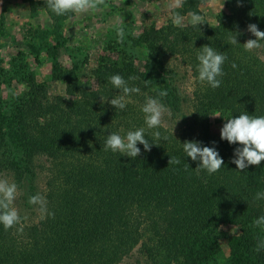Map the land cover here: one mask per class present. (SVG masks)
I'll return each mask as SVG.
<instances>
[{"label": "trees", "instance_id": "16d2710c", "mask_svg": "<svg viewBox=\"0 0 264 264\" xmlns=\"http://www.w3.org/2000/svg\"><path fill=\"white\" fill-rule=\"evenodd\" d=\"M197 1L183 0L178 11L199 14ZM224 1L215 26L146 29L151 67L101 57L88 81L57 67L53 79L64 83L62 95L28 81L12 115H0V178L16 183L12 206L21 216L10 229L0 224V264H122L136 253L138 264H264V249L256 251L264 228L254 224L264 216V199L255 198L264 192V161L238 170L232 160L242 145L211 130L242 112L264 116V40L251 52L243 46L255 39L249 24L264 31V0ZM42 4L54 21L63 19ZM230 35L237 44L228 43ZM206 44L227 57L215 89L198 80L197 54ZM169 56L189 65L195 77L190 95L177 84L174 67L157 66ZM114 74L140 89L123 110L107 101L122 94L109 82ZM161 78L164 87L156 86ZM160 90L167 95L158 97ZM147 97L170 110L165 125L147 128L141 110ZM139 128L158 145L146 151L138 142L136 158L105 151L110 133L126 136ZM185 141L215 147L224 165L211 175L198 169L200 162L183 151ZM171 156L180 163L168 164ZM37 193L54 215L41 218L38 206L28 203Z\"/></svg>", "mask_w": 264, "mask_h": 264}, {"label": "rangeland", "instance_id": "374dc122", "mask_svg": "<svg viewBox=\"0 0 264 264\" xmlns=\"http://www.w3.org/2000/svg\"><path fill=\"white\" fill-rule=\"evenodd\" d=\"M34 1L30 5L25 0H0V115H12L31 80L46 83L49 95L64 94V83L53 79L57 67L72 69L88 81L90 69L97 66L101 57L127 62L140 70L153 66L142 39L144 31L172 23L167 9L170 0H106L95 11L69 12L60 21L50 17L42 0ZM196 5L211 26L217 24V14L226 10L224 0H198ZM190 13H180L185 24ZM117 22L126 32L123 44L118 42L113 28ZM57 42L62 45L54 50ZM157 66H164L167 72L174 67L177 84L185 95H190L195 77L182 58L169 56ZM162 75L166 77L164 71ZM156 82V86L164 87L162 78ZM167 120L164 117L163 124ZM224 123L217 122L211 130L220 134ZM224 250L227 254L226 247ZM136 254L122 264H138Z\"/></svg>", "mask_w": 264, "mask_h": 264}, {"label": "clouds", "instance_id": "9594fccd", "mask_svg": "<svg viewBox=\"0 0 264 264\" xmlns=\"http://www.w3.org/2000/svg\"><path fill=\"white\" fill-rule=\"evenodd\" d=\"M106 0H45L48 9L58 16L65 15L69 12L82 14L89 11H95L100 6L105 5ZM183 0H170L167 4V9L170 12V19L174 26L184 27V17L180 15L177 9L181 8ZM223 7V6H222ZM206 20L197 12L189 14L187 23L192 27H198ZM119 43L123 44L126 32L122 24L117 22L113 25ZM248 31L251 32L255 39H248L244 44L245 51L251 52L255 49L261 48V40H264V31L258 29L257 25L252 23L247 26ZM228 43L235 45L238 43L236 35L228 37ZM227 57L217 52L213 47L204 45L201 51L197 54L198 60V80L201 83L206 82L213 89L220 87L221 79L224 75L222 65ZM236 67L235 63L232 65ZM129 80H136V76H130ZM111 85L122 92L121 95L115 96L107 100L116 109L123 110L126 108L128 99L132 94H138L140 89L135 86H129L121 75L114 74L109 77ZM167 95L166 90L157 92L158 97ZM102 100V98H101ZM144 113L145 124L147 128H158L163 124L165 115H171L170 110L158 98L147 97L145 103L141 108ZM220 116V115H215ZM220 137L222 140H227L229 144H240L242 147L234 149V158L232 162L236 165L238 170H244L250 165L258 166L264 161V116H251L247 112L241 113L238 116L227 119L220 129ZM153 139H160V133L153 134ZM164 139H167L166 137ZM138 142L143 145L144 150L150 151L152 144L145 137V129L139 128L134 131H128L126 136H121L118 133H110L105 141V151L119 152L121 155H126L130 158H136L141 149L137 146ZM158 145V144H157ZM183 151L193 161H199L198 169H204L209 175L216 173L224 165L223 158L215 147L201 146L196 141H185L183 143ZM180 160L177 157H170L168 164H179ZM17 197V185L14 182H9L5 178H0V224L5 230L10 229L21 223V216L18 211L12 206ZM256 199H264V192H258ZM30 205L38 206V211L41 218L44 214L49 216L54 213L48 212L47 202L45 198L37 193L31 195L28 199ZM257 227L264 228V216H260L254 221ZM264 249V239L258 241L256 251L259 252Z\"/></svg>", "mask_w": 264, "mask_h": 264}, {"label": "bare ground", "instance_id": "6f19581e", "mask_svg": "<svg viewBox=\"0 0 264 264\" xmlns=\"http://www.w3.org/2000/svg\"><path fill=\"white\" fill-rule=\"evenodd\" d=\"M241 95V94H240ZM242 109V108H241ZM245 109V108H244ZM243 113V112H242Z\"/></svg>", "mask_w": 264, "mask_h": 264}]
</instances>
